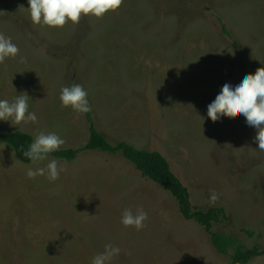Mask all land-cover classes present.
<instances>
[{
    "label": "rangeland",
    "instance_id": "rangeland-1",
    "mask_svg": "<svg viewBox=\"0 0 264 264\" xmlns=\"http://www.w3.org/2000/svg\"><path fill=\"white\" fill-rule=\"evenodd\" d=\"M28 7L0 0V35L19 48L0 63V99L27 92L37 121H0V131L33 141L55 133L60 148L81 147L86 113L60 100L63 87L79 84L108 141L161 152L195 209L224 208L228 219L213 223L215 231L263 250L257 129L239 113L213 122L207 106L224 83L264 67V0H123L102 17L81 14L62 27L34 24ZM52 159L63 169L56 181L26 175ZM141 208L142 229L121 223L126 209ZM108 244L120 248L110 264H231L167 190L119 153L83 150L33 164L0 142V264H91ZM247 264H264V253Z\"/></svg>",
    "mask_w": 264,
    "mask_h": 264
},
{
    "label": "clouds",
    "instance_id": "clouds-1",
    "mask_svg": "<svg viewBox=\"0 0 264 264\" xmlns=\"http://www.w3.org/2000/svg\"><path fill=\"white\" fill-rule=\"evenodd\" d=\"M123 0H28L31 20L34 24H45L51 27H62L67 21L76 23L81 14H92L102 17L108 11L118 9ZM19 48L10 37L0 35V63L7 58H15ZM23 61L24 58L21 57ZM16 96L10 103L0 99V121H10L19 124L21 121L35 123L37 116L30 111L27 92ZM60 100L62 106L71 107L80 113L91 110L88 92L79 84L65 86L61 90ZM236 113L243 115L248 126L257 129L254 140L258 142V149L264 151V67H259L254 73H244L235 83L226 82L215 99L207 106V116L213 121L222 117H230ZM64 140L55 133L41 132L30 143L23 155L33 164L44 161L52 152L60 150ZM62 168H58L55 159L50 160L46 167L28 168L26 175L29 178L46 176L51 182L59 179ZM219 193L212 190L210 198L215 199ZM147 220V213L141 208L133 214L131 209L123 212L121 223L142 229ZM120 248L111 244L105 245V250L96 254L91 264H110L113 257L119 255Z\"/></svg>",
    "mask_w": 264,
    "mask_h": 264
},
{
    "label": "trees",
    "instance_id": "trees-1",
    "mask_svg": "<svg viewBox=\"0 0 264 264\" xmlns=\"http://www.w3.org/2000/svg\"><path fill=\"white\" fill-rule=\"evenodd\" d=\"M221 25L223 33L230 36L224 24L221 23ZM90 114V111L86 113L89 124V134L86 143L79 148H60L59 151L50 153L48 157L72 160L83 150H98L108 154L119 153L143 177L152 180L167 190L177 201L181 215L187 220H193L198 223L208 234L209 241L215 251L221 255L229 256L231 264H247L254 257L264 253V249L245 248L236 235L215 231L213 223L228 219L224 208L213 206L207 209H195L190 202V194L187 187L172 172L168 160L161 152L137 148L123 140L108 141L106 136L96 129ZM0 142L4 144L5 148L13 151L19 161L31 163L23 155V151L27 150L30 143L33 142L31 134L19 130L11 132L0 131Z\"/></svg>",
    "mask_w": 264,
    "mask_h": 264
}]
</instances>
